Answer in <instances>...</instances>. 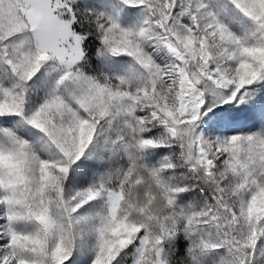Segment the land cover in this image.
<instances>
[{
    "label": "snow or ice",
    "instance_id": "snow-or-ice-1",
    "mask_svg": "<svg viewBox=\"0 0 264 264\" xmlns=\"http://www.w3.org/2000/svg\"><path fill=\"white\" fill-rule=\"evenodd\" d=\"M0 264H264V0H0Z\"/></svg>",
    "mask_w": 264,
    "mask_h": 264
}]
</instances>
